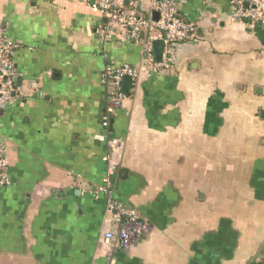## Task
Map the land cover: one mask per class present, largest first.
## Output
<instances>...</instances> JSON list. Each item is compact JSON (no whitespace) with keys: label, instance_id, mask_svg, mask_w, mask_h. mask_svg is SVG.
<instances>
[{"label":"crops","instance_id":"obj_1","mask_svg":"<svg viewBox=\"0 0 264 264\" xmlns=\"http://www.w3.org/2000/svg\"><path fill=\"white\" fill-rule=\"evenodd\" d=\"M233 13L232 0H180L195 34L112 118L113 195L149 230L111 252L114 220L92 193L107 171L102 72L140 67L142 46L121 33L103 44L86 0H0L22 91L0 113V264H264V27Z\"/></svg>","mask_w":264,"mask_h":264},{"label":"built area","instance_id":"obj_2","mask_svg":"<svg viewBox=\"0 0 264 264\" xmlns=\"http://www.w3.org/2000/svg\"><path fill=\"white\" fill-rule=\"evenodd\" d=\"M94 9L103 13L106 21L97 28L103 44L112 42L118 33L125 40H135L142 46L143 64L140 67L116 65L106 62L102 81L107 92V104L102 117L104 132L97 139L108 146L104 157L107 171L101 185L92 193L95 197L104 196L107 208L113 217L114 227L104 234V243L111 252L128 249L149 230V225L134 210L124 208L113 195L114 179L117 167L114 155L120 148V141L112 135V118L123 107L126 94L123 92L125 77L136 83L142 73L159 75L172 67L175 53L179 47L195 34V27L184 22L178 14L180 0H150L151 12L144 15L135 10L139 0H86ZM234 7L233 20L244 21L252 25L264 27V0H232ZM131 8H128V6ZM157 13L155 19L153 14ZM164 42L161 61L158 63L154 55V43ZM19 44L8 41L0 35V113L14 107L21 96L19 72L15 62ZM106 57V55H105ZM7 150L0 139V190L11 185L8 174Z\"/></svg>","mask_w":264,"mask_h":264},{"label":"water","instance_id":"obj_3","mask_svg":"<svg viewBox=\"0 0 264 264\" xmlns=\"http://www.w3.org/2000/svg\"><path fill=\"white\" fill-rule=\"evenodd\" d=\"M163 49H164L163 41H156L154 43V55H155V60L158 63L161 61ZM132 85H133L132 79L130 77H125L123 82V92L128 95L132 89Z\"/></svg>","mask_w":264,"mask_h":264},{"label":"trees","instance_id":"obj_4","mask_svg":"<svg viewBox=\"0 0 264 264\" xmlns=\"http://www.w3.org/2000/svg\"><path fill=\"white\" fill-rule=\"evenodd\" d=\"M127 6H128V5H127ZM128 8H131V7L128 6Z\"/></svg>","mask_w":264,"mask_h":264}]
</instances>
